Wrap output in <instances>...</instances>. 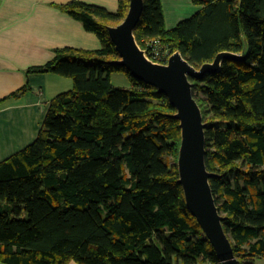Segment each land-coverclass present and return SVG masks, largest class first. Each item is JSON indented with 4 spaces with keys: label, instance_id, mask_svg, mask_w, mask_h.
I'll return each instance as SVG.
<instances>
[{
    "label": "trees",
    "instance_id": "1",
    "mask_svg": "<svg viewBox=\"0 0 264 264\" xmlns=\"http://www.w3.org/2000/svg\"><path fill=\"white\" fill-rule=\"evenodd\" d=\"M203 9L168 29L144 0L135 36L160 38L196 67L221 51L218 73L190 77L207 123L206 164L240 264L264 258V0H193ZM74 0L59 7L95 33L97 49L58 48L31 71L73 79L50 102L36 139L0 161V261L6 264H221L187 206L177 165L176 109L112 60L108 27L127 15ZM124 72L129 87H115Z\"/></svg>",
    "mask_w": 264,
    "mask_h": 264
},
{
    "label": "crops",
    "instance_id": "2",
    "mask_svg": "<svg viewBox=\"0 0 264 264\" xmlns=\"http://www.w3.org/2000/svg\"><path fill=\"white\" fill-rule=\"evenodd\" d=\"M71 1L0 0V161L36 139L51 100L74 86L69 77L30 68L46 64L58 48L101 46L95 33L60 9V4ZM80 1L111 11L119 6V0ZM161 2L168 29L203 9L193 0ZM62 79L67 83L62 85ZM69 264L79 263L73 260Z\"/></svg>",
    "mask_w": 264,
    "mask_h": 264
},
{
    "label": "water",
    "instance_id": "3",
    "mask_svg": "<svg viewBox=\"0 0 264 264\" xmlns=\"http://www.w3.org/2000/svg\"><path fill=\"white\" fill-rule=\"evenodd\" d=\"M143 9L144 0H130L126 17L118 25L108 27L120 55L111 63L127 68L138 80L156 87L176 109L172 117L179 121L181 128L177 160L179 183L187 206L200 223L221 264H240L223 225L225 216L219 210L211 187L210 180L215 173L206 164L207 123L194 96L190 77L201 79L207 74L218 73L224 60H245L248 47L245 45L242 53L221 51L213 61L200 67L191 64L178 50L170 56L167 64L155 62L147 56L135 36Z\"/></svg>",
    "mask_w": 264,
    "mask_h": 264
},
{
    "label": "built area",
    "instance_id": "4",
    "mask_svg": "<svg viewBox=\"0 0 264 264\" xmlns=\"http://www.w3.org/2000/svg\"><path fill=\"white\" fill-rule=\"evenodd\" d=\"M147 56L155 62L167 64L173 52L161 43L160 38L150 39L146 47Z\"/></svg>",
    "mask_w": 264,
    "mask_h": 264
},
{
    "label": "rangeland",
    "instance_id": "5",
    "mask_svg": "<svg viewBox=\"0 0 264 264\" xmlns=\"http://www.w3.org/2000/svg\"><path fill=\"white\" fill-rule=\"evenodd\" d=\"M62 80H63L62 85H63L64 81L67 83V81L65 79H62ZM111 80H112V84L115 87H129L132 84L131 80L129 79V77H127V75L124 72H114L112 74ZM69 82H71L70 84H72L73 79L69 78ZM51 85H53V84H51ZM254 264H264V258L257 257L254 261Z\"/></svg>",
    "mask_w": 264,
    "mask_h": 264
},
{
    "label": "clouds",
    "instance_id": "6",
    "mask_svg": "<svg viewBox=\"0 0 264 264\" xmlns=\"http://www.w3.org/2000/svg\"><path fill=\"white\" fill-rule=\"evenodd\" d=\"M173 53H174V52H173ZM173 53H172V54H173Z\"/></svg>",
    "mask_w": 264,
    "mask_h": 264
}]
</instances>
